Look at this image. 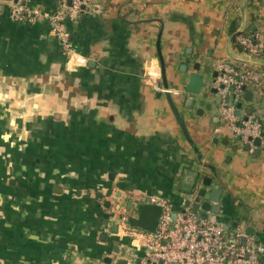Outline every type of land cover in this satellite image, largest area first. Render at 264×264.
Here are the masks:
<instances>
[{"label": "crops", "instance_id": "1", "mask_svg": "<svg viewBox=\"0 0 264 264\" xmlns=\"http://www.w3.org/2000/svg\"><path fill=\"white\" fill-rule=\"evenodd\" d=\"M257 1L254 31L264 39ZM234 2L244 29L253 10L246 5L244 20L243 0H85L64 19L84 59L72 66L52 34L61 0H0V264H139L147 247L124 234L118 216L149 198L182 209L192 171L223 189L207 214L244 230L241 243L264 247V143L232 141L216 100L209 109L199 104L179 68L196 56L213 82L216 59L264 74V59L230 41ZM15 4L40 14L14 20ZM158 41L191 142L163 93ZM262 88L252 93L262 94L253 112L238 100L240 119L264 120Z\"/></svg>", "mask_w": 264, "mask_h": 264}, {"label": "built area", "instance_id": "2", "mask_svg": "<svg viewBox=\"0 0 264 264\" xmlns=\"http://www.w3.org/2000/svg\"><path fill=\"white\" fill-rule=\"evenodd\" d=\"M84 2L61 0L59 12L52 18V34L72 66L81 65L84 59L72 48L64 19L74 18ZM39 14L37 10H26L15 4L10 15L14 20L32 22ZM237 41L247 56L264 59V39L256 30L247 35L239 34ZM245 66L221 59L213 61L212 67L216 72L213 83L219 95L217 106L232 137L249 145L255 138L264 143L263 115L253 113L240 119L236 113V105L244 91H259L263 85L262 69H247ZM142 203H156L162 207L154 232L131 227L124 217L118 216L124 234L147 247L139 264H260L259 256L264 253V247L251 239L241 243L240 238L246 237L244 230H226L211 213L202 218L188 207L175 211L167 199L149 198Z\"/></svg>", "mask_w": 264, "mask_h": 264}, {"label": "water", "instance_id": "3", "mask_svg": "<svg viewBox=\"0 0 264 264\" xmlns=\"http://www.w3.org/2000/svg\"><path fill=\"white\" fill-rule=\"evenodd\" d=\"M247 2L246 0H243V4L241 7L242 17L245 20V10H246ZM243 30H237L230 36V41H233L234 37L237 36L241 31ZM158 45V53L160 58V66H161V77L163 81V93L166 97V100L169 104V107L180 127L182 130L183 135L189 142H191L188 134V130L186 128L184 119L180 112L178 111V108L173 100L172 94L168 88V81L166 78V70H165V63L164 59L161 55L160 48H159V41L157 43ZM247 62L250 60L248 58L244 59ZM264 63V62H263ZM180 70L183 72L188 73V80L186 83V91L194 94L199 95V104L204 105L206 109H209L212 105V103L215 102L207 101L206 99L210 96H214L217 94V89L215 87H212L213 80L210 82L205 81L206 74H209L210 68L208 65L201 68L200 61L196 60V56H193V58L188 57L184 62L180 64ZM212 76H216V72H212ZM245 96L247 100L252 99V92L246 91ZM262 94H258V101H261ZM190 101V104L192 103V100L187 98L186 102ZM187 105H189L187 103ZM190 106V105H189ZM237 114H239L238 108H240V103H237ZM254 109H251L250 111H254ZM201 111V110H200ZM254 144L259 145L260 139L255 138L253 139ZM192 144V143H191ZM194 146V145H192ZM195 148V147H194ZM196 149V148H195ZM212 168V167H211ZM193 172V178L191 182L190 187L182 188L181 192L183 194L184 199V206L189 207L195 212H200V216L202 218L206 217L207 213L211 210H218L217 204L214 206L212 203H218L223 189L219 186H213L215 184V181L213 178L203 175L198 171H192ZM125 210H123L119 217H124L126 220V223L131 227H136L148 232H154L156 230V227L158 225L159 217L162 212V207L159 204L156 203H142L139 201H131L129 204L125 206ZM243 226V225H241ZM244 227V226H243ZM252 230V228H249L247 232ZM264 260V256L261 258ZM110 261V260H109ZM138 263V260L136 261ZM117 264H125V260H119L117 261Z\"/></svg>", "mask_w": 264, "mask_h": 264}, {"label": "trees", "instance_id": "4", "mask_svg": "<svg viewBox=\"0 0 264 264\" xmlns=\"http://www.w3.org/2000/svg\"><path fill=\"white\" fill-rule=\"evenodd\" d=\"M247 2V7H249L250 9L253 10L252 14L250 13L251 17H252V21L248 23V26L246 28H244L239 34H244V35H247V34H251L253 31H254V28H255V25H254V18H255V11L257 10L258 6H259V2L256 0H246ZM234 9H236L237 11V16L234 20H232V22L230 23L229 25V32L230 33H234L235 31H237V29L239 28V24H240V15H239V7L238 5L234 2ZM238 34V35H239ZM237 35V36H238ZM237 36L234 37L233 39V46L235 48H237L238 50L242 51V47L241 45L238 43L237 41ZM247 69H257L258 67H252V66H249V65H246L245 66ZM262 69V72H263V68H260ZM262 81L264 82V74L262 75ZM260 91L263 90V88L261 87L259 89ZM246 90L244 91L243 95L245 94ZM263 130H264V127H263Z\"/></svg>", "mask_w": 264, "mask_h": 264}, {"label": "rangeland", "instance_id": "5", "mask_svg": "<svg viewBox=\"0 0 264 264\" xmlns=\"http://www.w3.org/2000/svg\"><path fill=\"white\" fill-rule=\"evenodd\" d=\"M212 80V78H211V72H209V75L207 74L206 76H205V81L206 82H210ZM263 85H264V83H263ZM257 92H258V89H253L252 90V93L254 94V95H256L257 94ZM209 98V100H210V102H212V101H214V100H216V103L218 104V101H219V95L218 94H215L214 96H210V97H208ZM239 100L240 101H242L243 103H244V105H249V106H251V107H253V108H258V102H257V100H256V97H253L251 100H247V102H245L244 100H243V96H240L239 97ZM215 103V102H214ZM260 108V107H259ZM216 110H217V107H216ZM218 111V110H217ZM260 112V111H259ZM261 113V112H260ZM231 139H232V141H238V143L239 144H241V141H239L238 139L236 140V138H234V137H231Z\"/></svg>", "mask_w": 264, "mask_h": 264}]
</instances>
